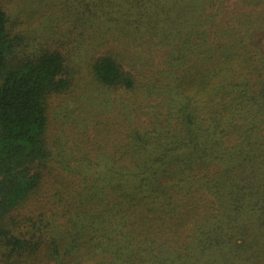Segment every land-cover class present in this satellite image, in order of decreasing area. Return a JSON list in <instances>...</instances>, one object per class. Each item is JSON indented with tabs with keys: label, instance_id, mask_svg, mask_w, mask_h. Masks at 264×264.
Returning a JSON list of instances; mask_svg holds the SVG:
<instances>
[{
	"label": "trees",
	"instance_id": "obj_1",
	"mask_svg": "<svg viewBox=\"0 0 264 264\" xmlns=\"http://www.w3.org/2000/svg\"><path fill=\"white\" fill-rule=\"evenodd\" d=\"M0 264H264V0H0Z\"/></svg>",
	"mask_w": 264,
	"mask_h": 264
},
{
	"label": "rangeland",
	"instance_id": "obj_2",
	"mask_svg": "<svg viewBox=\"0 0 264 264\" xmlns=\"http://www.w3.org/2000/svg\"><path fill=\"white\" fill-rule=\"evenodd\" d=\"M41 198L42 197H38V200L34 203V205H36V206H34V208H37V207L40 208V209L37 210V211H40V212H42L43 208L46 209L48 207V204L43 207V203L40 204L42 206V208L40 207L39 203L41 201Z\"/></svg>",
	"mask_w": 264,
	"mask_h": 264
}]
</instances>
